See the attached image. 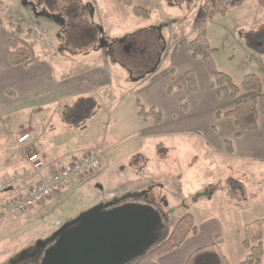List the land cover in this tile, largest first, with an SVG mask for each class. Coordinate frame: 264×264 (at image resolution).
I'll use <instances>...</instances> for the list:
<instances>
[{
    "label": "rangeland",
    "instance_id": "rangeland-1",
    "mask_svg": "<svg viewBox=\"0 0 264 264\" xmlns=\"http://www.w3.org/2000/svg\"><path fill=\"white\" fill-rule=\"evenodd\" d=\"M0 1L11 18L0 31L30 51L28 62L13 70L36 83L28 93L17 91L0 101L1 134L14 135L20 127L33 131L40 140L37 149L45 145L49 151L46 164L64 161L66 153L102 154L99 171L72 180L49 203L18 215H3L0 208V264L30 254L79 213L128 192L137 196L120 198L117 205L151 204L163 214L156 244L184 213L195 215L201 229L190 240L207 229L231 236L229 201H223L229 199L211 195L227 179L258 190L264 185V161L222 154L224 140L233 141L222 138L232 120L215 114L231 109L234 100L226 85L209 87L201 56L192 55L188 43L196 35L194 21L204 22L212 58L238 87V99L246 96L241 82L247 74L259 76L264 91V7L245 0L207 19L202 0H149L150 16L143 19L116 0ZM187 70L195 74L196 92L185 85ZM82 73L92 83L82 80ZM106 74L113 75L104 80ZM86 97L94 103L77 109ZM56 99L68 105L61 107ZM141 108L158 111L163 123L144 120ZM258 126L236 141L239 155L248 141L263 137L264 119Z\"/></svg>",
    "mask_w": 264,
    "mask_h": 264
},
{
    "label": "trees",
    "instance_id": "trees-1",
    "mask_svg": "<svg viewBox=\"0 0 264 264\" xmlns=\"http://www.w3.org/2000/svg\"><path fill=\"white\" fill-rule=\"evenodd\" d=\"M119 4L130 9L131 14L138 18L150 16L149 0H116ZM245 0H202V9L207 19L223 16L235 7H240ZM257 4L264 7V0H256ZM4 7L0 1V26L5 23L11 24V18L4 15ZM196 28L195 37L189 41L188 49L192 55H200L209 78V87L215 89L226 85L229 96L234 100L231 109L225 112H216V116L229 117L235 128V137L244 132L255 131L259 119H264V91L262 81L255 74L244 75L241 82V90L245 97L238 99L239 89L232 79L225 73L220 72L212 58V49L205 35L204 22L194 21ZM8 62L12 66L24 65L30 59V51L26 46L19 44L15 39L8 40ZM184 82L191 92L198 89L195 74L192 70L184 73ZM182 102L181 98L179 99ZM94 103L93 98L86 97L78 101L77 109H84ZM181 104V103H180ZM182 111L186 110V104L180 105ZM138 115L144 120L151 117L156 124L161 120L160 113L153 108L146 111L141 108ZM7 133V132H5ZM30 140V138L28 139ZM16 142V141H15ZM231 141L225 140L227 152L231 151ZM216 190L225 194L231 200L244 202L248 198L247 188L241 181L227 179L222 184L216 185ZM197 232V226L191 213L182 214L173 224L169 234L160 243L155 244L144 255L129 264H156V259L173 249L178 248L185 239ZM241 244L245 255L239 264H262L264 256V218H259L244 224L240 230ZM184 264H230L227 256L216 243H209L194 249L186 258Z\"/></svg>",
    "mask_w": 264,
    "mask_h": 264
},
{
    "label": "crops",
    "instance_id": "crops-1",
    "mask_svg": "<svg viewBox=\"0 0 264 264\" xmlns=\"http://www.w3.org/2000/svg\"><path fill=\"white\" fill-rule=\"evenodd\" d=\"M3 27L6 26L2 25L0 26V29H2ZM9 39L10 36H8V33L4 31H0V101H4L8 97V95H10V97L12 98V96L17 95L18 93L17 91L28 93L29 88H32L31 86L33 84H36L32 81L29 82L26 76L20 73V71L17 72L13 70L14 68L20 66H12L9 64L8 62ZM12 75L14 76L12 77ZM82 75L85 77V79L82 77V80H86V81L89 80V82L92 83L90 81L91 78L86 77L84 73H82ZM106 75L107 77H104L103 78L104 80L105 79L109 80L108 78H111L113 74L111 75L106 74ZM94 76L95 77H93V85L95 84L96 86L97 82L100 80L98 77L100 76L101 78V71L94 72ZM15 83L16 86H14ZM43 92L45 93L46 90H44ZM35 93L41 94V92L39 91ZM55 101L59 102V106L61 107H65L66 105H68V103H66V101H64L63 99H60V101L56 99ZM162 123H163V119H161L157 125H161ZM171 124L174 125L173 122ZM226 127H227L226 131L228 132L227 133L228 135H226V137L225 135H223L222 138L231 137L233 141L232 140L230 141L231 144L232 142L233 144L231 145L232 148L230 152H227L226 148L224 147L222 154L228 157L243 158L244 160L258 159L264 161V134L263 137H261V135L255 136L254 142L252 143L248 141L247 148L244 149L243 153H240L239 155L236 152L237 146H235V143L236 141L241 139L243 134H246L248 132H244L240 136L235 137L234 134L237 130L233 122H230V125ZM257 129L255 131H257ZM21 130H25L23 132H28L30 134V140H28L24 145H20L15 142L16 139L15 136L20 134L22 132ZM172 130L173 129L169 128L167 131L170 133L176 132ZM214 130L216 131V129ZM1 131L2 130L0 127V181L5 178H12L15 176L24 177L26 181L20 185L13 186L12 188L6 189L4 190V192H2L3 194L0 195V205H1L0 208H2L14 197L24 192L28 186L38 183L41 179H44L45 177L49 176L52 172L58 170L60 166L67 164L75 159L81 158L83 155L86 154V153H82V154L66 153L65 157H63L65 158L64 161H56L55 159V162L46 164L45 162L48 160L47 158L50 157L49 151L46 149L45 145L44 147L41 146L39 150L37 149V146L40 144V140L38 139V137H35V133L33 131H30L23 127H20L18 131L14 133V135H12L11 131H7V133L5 134H1ZM47 140L52 141L53 138H48ZM28 147L38 152L42 158L43 166L38 173L33 172L30 166L23 161V151ZM101 164H102V160H101ZM100 169L101 167L98 169V171ZM246 185L245 186L247 188V193H248V198L246 201L237 202L229 198H228L229 200H225L226 198H224L223 200L224 202L229 201L227 202L228 203L227 216L230 222V227L233 230V234H231V236L229 234L226 237L221 238L219 237L221 236L220 233H215V230L207 229L202 232L200 238L198 237L195 238V240H190L191 237H196L198 234L201 233L199 224L196 223V219H195L196 217L195 215L192 214L194 222L197 226V232L194 234V236L191 235L188 236L178 248L173 249L172 251L162 256H159L156 259V264H184L187 256L194 249L209 243H216L217 245H219L222 251L224 252V254L227 256L230 264H239L245 255V251L241 244L242 237L240 230L242 226L253 220L264 218V191L262 189L264 185L260 183L259 189L256 191H254V189H250L251 188L250 183L249 184L247 183ZM220 193L225 195L223 192L219 190H215V192L211 196L215 198L217 197L220 198L221 197ZM141 195L144 196V194L142 193ZM125 196H137V194L134 192H128L125 193ZM125 196L123 197H116L115 195L110 196L106 199V203L107 202L117 203L121 201L120 198H124ZM52 198L53 197L46 200L43 204L49 203ZM145 198L147 200L150 199L149 195H145ZM161 259L164 260L161 261ZM262 264H264V256H263Z\"/></svg>",
    "mask_w": 264,
    "mask_h": 264
},
{
    "label": "water",
    "instance_id": "water-1",
    "mask_svg": "<svg viewBox=\"0 0 264 264\" xmlns=\"http://www.w3.org/2000/svg\"><path fill=\"white\" fill-rule=\"evenodd\" d=\"M162 228L163 214L149 204H96L53 232L40 264H129L156 244Z\"/></svg>",
    "mask_w": 264,
    "mask_h": 264
},
{
    "label": "built area",
    "instance_id": "built-area-1",
    "mask_svg": "<svg viewBox=\"0 0 264 264\" xmlns=\"http://www.w3.org/2000/svg\"><path fill=\"white\" fill-rule=\"evenodd\" d=\"M29 138L30 134L23 132L16 136L15 141L17 144L24 145ZM101 156L102 154L98 151H90L81 158L60 166L58 170L41 179L38 183L28 186L24 192L11 199L3 206L1 213L3 215H18L42 204L67 187L72 180L80 179L97 171L101 164ZM23 161L35 173H38L43 165L40 154L29 147L23 151ZM25 181L26 179L20 176L5 178L0 181V191L20 185Z\"/></svg>",
    "mask_w": 264,
    "mask_h": 264
},
{
    "label": "flooded vegetation",
    "instance_id": "flooded-vegetation-1",
    "mask_svg": "<svg viewBox=\"0 0 264 264\" xmlns=\"http://www.w3.org/2000/svg\"><path fill=\"white\" fill-rule=\"evenodd\" d=\"M125 48H127V46ZM50 244L51 242H47L45 244H43L42 242H38V244L35 246V249L30 254H20L10 264H40V258L43 254L42 251Z\"/></svg>",
    "mask_w": 264,
    "mask_h": 264
}]
</instances>
